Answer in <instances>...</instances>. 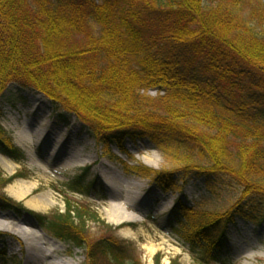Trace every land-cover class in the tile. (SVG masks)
I'll list each match as a JSON object with an SVG mask.
<instances>
[{"label": "trees", "instance_id": "16d2710c", "mask_svg": "<svg viewBox=\"0 0 264 264\" xmlns=\"http://www.w3.org/2000/svg\"><path fill=\"white\" fill-rule=\"evenodd\" d=\"M263 25L261 0H0V101L12 84L32 89L56 120L72 115L95 136L107 130L108 155L146 138L198 175L229 177L241 199L264 200ZM149 89L159 94L144 95ZM0 151L24 159L1 127ZM23 176L0 172V187ZM83 176L67 188L86 194ZM154 179L175 186L170 173ZM0 209L25 212L2 196ZM174 209L190 213L178 201ZM32 214L54 238L85 248L88 264H141L117 241L89 242L86 222L96 215L87 207L66 201L64 212ZM214 222L197 220V230ZM221 231L208 252L222 246ZM208 252L202 264L219 260Z\"/></svg>", "mask_w": 264, "mask_h": 264}, {"label": "rangeland", "instance_id": "374dc122", "mask_svg": "<svg viewBox=\"0 0 264 264\" xmlns=\"http://www.w3.org/2000/svg\"><path fill=\"white\" fill-rule=\"evenodd\" d=\"M20 88L10 85L11 92L6 94L9 99L0 101V127L3 137L11 139L25 158L10 159L9 167L0 160V172L5 178L17 172L24 177L0 187V196L12 198L38 214L63 212L66 201L87 207L90 214L96 215L86 222L89 242L117 241L141 264H202L198 260L200 254L208 252L210 238L221 229L222 246L208 252L219 258L213 264H264V200L251 196L241 199L240 187L229 177L198 175L190 165L184 166L185 161L153 147L146 139L127 140L124 153L110 146L111 155H108L101 139L107 130L102 129L93 138L73 116L66 123L52 118L55 111L45 96ZM143 93L150 97L159 94L154 89ZM34 115L39 120L44 118L45 124L54 123L52 134L58 140L51 141L40 133L39 137L34 135L21 143L22 122L34 129ZM42 126L46 127L42 124L38 130ZM35 137L39 138L36 142ZM59 139L66 146L59 144ZM84 166H89V172L81 182L93 180L95 183L87 196L68 190L66 185L81 174ZM145 167L152 172L146 173ZM155 171L170 173L175 186L160 189L154 181ZM19 182L36 184L24 201L12 192ZM42 193H48L52 203L43 209L30 207L29 202ZM176 201L189 209L186 218L174 211ZM113 204L133 211L137 218L117 214ZM193 216L194 223H191ZM210 217L215 222L202 231L207 236L211 234L204 238L197 230L196 221L206 222ZM0 221L27 229L28 233L34 231L40 237L39 241L33 236L25 240L10 229H0L6 235L0 238L3 242L0 248L6 247L9 258L6 264H51L66 260L70 264H88L85 248L72 247L54 238L32 216L0 209ZM191 248L196 252L192 253Z\"/></svg>", "mask_w": 264, "mask_h": 264}, {"label": "bare ground", "instance_id": "6f19581e", "mask_svg": "<svg viewBox=\"0 0 264 264\" xmlns=\"http://www.w3.org/2000/svg\"><path fill=\"white\" fill-rule=\"evenodd\" d=\"M43 119L44 118L39 120L37 115L33 116V121L34 122L36 121L34 129L33 128L30 129L28 123H25V121L22 122V127L19 131V138H20L21 143H24L25 140L32 139L34 135L39 137L40 135H43L46 132L50 135L49 137H51V140H54V136L52 134L53 129H54L53 125L50 122L45 124ZM42 124L46 125V127L42 126L41 129L39 128V130H38V127H40ZM51 128H52V131L50 130ZM36 140H39V138L36 139V137H35L34 141L36 142ZM56 140H58V139H56ZM59 144H61V140L59 141ZM28 152L30 153L31 151H28ZM0 160L4 164V166H6V167H9L8 165L11 164L10 160H8L7 158H5L2 155H0ZM35 185H36L35 183L27 184L24 182H19L16 185V189L15 188L12 189L13 195L17 199L24 201L27 198L31 189L35 187ZM50 203H52V201L50 200L48 193H42L39 197H36L32 201H30L29 206L32 207L33 209H43V208H46ZM113 206H114L117 214H119L121 216H130V217L137 218V215H135V213H133V211L127 210L124 207H120V206H118V204H113ZM108 220L112 222L111 218H108ZM0 229L1 230H7V231L12 230L14 233H17V235L21 236L25 240H27L29 237H32V236L34 237L35 241L40 240V237L34 231H29V233H28V231H26L27 229L25 230V229L19 228L16 225H13V224L11 225V224L3 222V221H0ZM32 234H34V235H32ZM34 239H33V241H34ZM35 246H36V244H35ZM51 264H70V263H69V261L66 260V261H58V262L52 261Z\"/></svg>", "mask_w": 264, "mask_h": 264}]
</instances>
